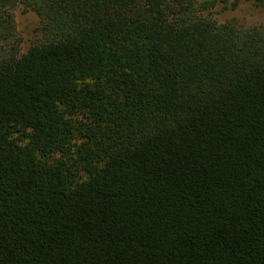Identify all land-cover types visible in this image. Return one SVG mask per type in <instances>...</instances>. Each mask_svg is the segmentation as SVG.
<instances>
[{"label":"trees","instance_id":"16d2710c","mask_svg":"<svg viewBox=\"0 0 264 264\" xmlns=\"http://www.w3.org/2000/svg\"><path fill=\"white\" fill-rule=\"evenodd\" d=\"M217 2L0 0V264H264V23Z\"/></svg>","mask_w":264,"mask_h":264},{"label":"rangeland","instance_id":"374dc122","mask_svg":"<svg viewBox=\"0 0 264 264\" xmlns=\"http://www.w3.org/2000/svg\"><path fill=\"white\" fill-rule=\"evenodd\" d=\"M213 16L219 21L234 19L244 26L260 25L264 23V6L256 5L251 0H218ZM15 21L24 51L33 40L38 19L31 11L17 10Z\"/></svg>","mask_w":264,"mask_h":264}]
</instances>
